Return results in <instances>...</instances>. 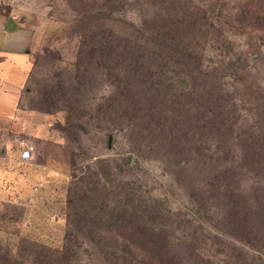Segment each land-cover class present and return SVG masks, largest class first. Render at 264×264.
Segmentation results:
<instances>
[{
	"label": "trees",
	"instance_id": "1",
	"mask_svg": "<svg viewBox=\"0 0 264 264\" xmlns=\"http://www.w3.org/2000/svg\"><path fill=\"white\" fill-rule=\"evenodd\" d=\"M233 1V8L226 7ZM212 2L214 6L206 0H75V75L38 88L35 108L52 112L60 104L68 110L75 105L76 132H84L86 119L94 114L98 122H110L109 130H123L136 151L161 152L165 165L175 166L176 177L192 164V172L203 177L185 189L197 212L194 218L225 209L231 234L240 237L253 232V223L237 214V167L241 162L264 164V98L255 111L244 112L251 127L238 133L243 112L235 92L244 88L246 94L254 93L247 84L256 62L245 49L238 51L237 62L229 57L224 35L234 19L239 35L258 30L264 52V0ZM85 65L91 66L87 74ZM80 76L100 77L104 87L94 104L85 107L76 95L91 77L87 82ZM100 170L75 175L61 243L30 235L0 242V264H69L74 255L75 264L84 255L93 264V251L98 256L94 264H180L181 247L186 254L198 250L197 243L176 240L169 221L180 212L166 207L164 198L143 194L135 178L126 180L121 193L111 181L98 186ZM93 177V188L82 187Z\"/></svg>",
	"mask_w": 264,
	"mask_h": 264
},
{
	"label": "rangeland",
	"instance_id": "2",
	"mask_svg": "<svg viewBox=\"0 0 264 264\" xmlns=\"http://www.w3.org/2000/svg\"><path fill=\"white\" fill-rule=\"evenodd\" d=\"M206 1L214 6L212 1L216 0ZM260 4L254 3L257 9L262 7ZM233 6L235 1L226 4L228 8ZM0 13L17 19L27 37L33 65L35 63L31 79L25 84L26 91H21L17 114L0 116V242L30 235L46 243H61L66 227V200L75 195V175L79 177L83 172H97L101 168L104 173L99 177L98 186L111 181L121 193L126 180L135 178L139 191L164 198L166 207L180 212L169 221L176 240L199 245L195 254H186L181 247L177 252L180 264H264V164L241 162L237 167L235 197L240 200L237 214L246 218L247 224L253 223V232L240 237L231 234L225 209L205 211L202 217L194 218L193 213L197 212L186 190L190 189V183L196 185L203 177L192 172V164L176 177L175 166L169 163L166 166L161 152L136 151L127 144L123 130H109L112 128L108 126L110 122H98L94 114L86 119L84 132H76L75 105L68 110L60 104L61 109L52 112L35 108L38 88L75 75L71 66L77 45L71 34L75 0H0ZM231 24L232 28L224 35L227 55L237 62L238 51L245 49L256 62L252 80L247 84L254 93L250 96L244 88H237L235 92L243 112L238 119L239 133L251 127L244 112L255 111L264 98V52L258 30L239 35L234 19ZM253 24L259 29V22ZM85 67L82 69L87 74L91 66ZM90 77L80 76L88 82L82 94L76 95L83 107L94 104L95 97L103 93L102 78ZM95 84L98 85L94 87ZM71 94L67 92L66 95L75 97V93ZM70 102L75 104L74 100ZM234 141L238 143V139ZM22 142L32 146L31 155L25 160L20 159ZM105 158L114 160L104 163ZM101 159L103 161L98 162ZM188 172L189 177H186ZM94 180L93 177L88 184L81 185L93 188ZM195 194L198 196L197 192ZM215 204L218 205L216 201ZM93 252L91 261L94 264L98 256ZM86 257H82L80 264L90 262ZM69 264H75V255Z\"/></svg>",
	"mask_w": 264,
	"mask_h": 264
},
{
	"label": "crops",
	"instance_id": "3",
	"mask_svg": "<svg viewBox=\"0 0 264 264\" xmlns=\"http://www.w3.org/2000/svg\"><path fill=\"white\" fill-rule=\"evenodd\" d=\"M31 67L28 40L19 22L0 13V116L17 114Z\"/></svg>",
	"mask_w": 264,
	"mask_h": 264
},
{
	"label": "built area",
	"instance_id": "4",
	"mask_svg": "<svg viewBox=\"0 0 264 264\" xmlns=\"http://www.w3.org/2000/svg\"><path fill=\"white\" fill-rule=\"evenodd\" d=\"M23 144V148L20 152V159L21 160H25L28 159L31 155V151H32V146L31 145H27L26 143H21Z\"/></svg>",
	"mask_w": 264,
	"mask_h": 264
}]
</instances>
